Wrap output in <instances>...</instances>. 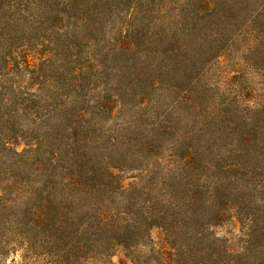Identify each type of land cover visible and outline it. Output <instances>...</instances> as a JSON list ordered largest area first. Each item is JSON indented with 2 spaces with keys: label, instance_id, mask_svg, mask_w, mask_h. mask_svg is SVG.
<instances>
[{
  "label": "trees",
  "instance_id": "1",
  "mask_svg": "<svg viewBox=\"0 0 264 264\" xmlns=\"http://www.w3.org/2000/svg\"><path fill=\"white\" fill-rule=\"evenodd\" d=\"M119 59L153 64L133 68L132 106L168 99L124 145L95 132L118 88L90 105L87 67L61 79ZM221 63L237 70L209 96ZM232 218L239 250L215 232ZM15 247L42 264H264V0H0V263Z\"/></svg>",
  "mask_w": 264,
  "mask_h": 264
},
{
  "label": "rangeland",
  "instance_id": "2",
  "mask_svg": "<svg viewBox=\"0 0 264 264\" xmlns=\"http://www.w3.org/2000/svg\"><path fill=\"white\" fill-rule=\"evenodd\" d=\"M109 25L106 24V29L108 31ZM110 29V28H109ZM111 36H107L106 39H109ZM61 64H56V66H59ZM100 67H97L96 64H73L72 67L68 68V71L64 70L63 73H61V79L65 83H69L71 81V75L70 70L74 68L75 70L79 67H87V69L83 72L82 77V84L85 86L83 93H81V97L84 95V97H87L89 102L88 104H92L93 98L96 99L99 94V89L101 88L100 85L103 84H110L112 86H115L118 88V91H116V94L119 96L120 100V110L116 114V118L112 122H97L95 123V132L96 135L100 136L101 142H106L109 139L116 138L117 141L120 144H125V140L122 139V135H126L125 130L132 129L133 126L137 124L136 121V115L137 114H143L145 124L139 126L141 130H146V123L150 121L148 116L152 114L153 108L157 105H160L161 108L164 109V106L162 104H167L168 99L166 98V95H160L156 93H148L146 100H148V107H142L141 109L137 108L136 106H132L130 104L131 101V95L133 92V89L136 87L135 82L132 81L133 77V68L137 67H144L146 69L149 68V66H152L153 64H134V62L124 61L123 59H119L114 62H107V64H99ZM66 64L64 65V67ZM236 68L232 64H215L212 67L209 68L208 77L206 79V84L211 85L209 91V96L214 95L216 93L217 88L222 86V81L226 78L225 74L228 73L229 75H233ZM66 73H68V76H66ZM254 79V76L250 77ZM96 87V90L94 91V86ZM177 113H174L173 115H176ZM173 122H175L176 118L172 117ZM180 124V122H179ZM121 136V137H120ZM128 139H133V136L126 135ZM133 174H125L126 177L130 178V176ZM216 234L225 239L228 246H230L232 249L239 250L240 246L242 244L240 237V227L235 218H232L231 220H228L221 226L215 229ZM151 239L153 241V244L156 247L162 246L161 239L163 238L162 230L159 228H153L150 232ZM151 245V244H150ZM16 254L7 256V260L5 262L0 264H9L10 258L15 259L16 264H42L39 261H35L31 259L30 261H25L21 257V254L23 251H21V247H15ZM148 248H140L136 250L132 254V258H135L136 260L138 258H141L145 254H147ZM120 257V254L118 256H115L113 258V262H117ZM33 260V261H32Z\"/></svg>",
  "mask_w": 264,
  "mask_h": 264
}]
</instances>
